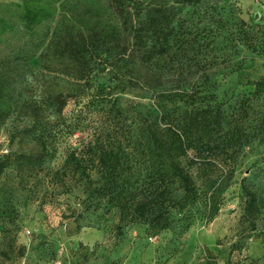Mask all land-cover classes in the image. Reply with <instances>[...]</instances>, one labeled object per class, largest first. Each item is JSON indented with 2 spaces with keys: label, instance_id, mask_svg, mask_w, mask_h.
Returning <instances> with one entry per match:
<instances>
[{
  "label": "rangeland",
  "instance_id": "obj_1",
  "mask_svg": "<svg viewBox=\"0 0 264 264\" xmlns=\"http://www.w3.org/2000/svg\"><path fill=\"white\" fill-rule=\"evenodd\" d=\"M85 1L57 5L39 49L72 38L87 52L85 80L47 72L35 57L22 71L16 105L0 127V156L41 157L35 166L18 170L12 164L0 174V264H264V214L254 232L240 223L242 186L264 194V0L166 3L170 34L167 40H154L165 52L157 58L155 72L175 82L195 63L224 64L209 81V100L193 105L173 99L179 91L173 83L129 80L111 55L68 32L71 16L102 17L91 13ZM5 2L20 0H0ZM123 2L131 31L127 44L134 48L137 38L149 37L161 9L144 0ZM56 96L64 101L62 107L50 101ZM207 105L220 110L222 121L219 133L208 140L218 145L215 163L234 169L210 223L195 217L185 232L174 223L148 237L143 224L120 221L118 210L92 191L101 184L97 174L89 185L67 163L71 154L86 158L87 147L107 140V132L124 149L135 151L145 122L178 129L188 113ZM201 158L190 151L182 160L196 185Z\"/></svg>",
  "mask_w": 264,
  "mask_h": 264
},
{
  "label": "trees",
  "instance_id": "obj_2",
  "mask_svg": "<svg viewBox=\"0 0 264 264\" xmlns=\"http://www.w3.org/2000/svg\"><path fill=\"white\" fill-rule=\"evenodd\" d=\"M64 1L0 3V127L16 105L15 90L22 71L35 57L41 60L42 68L47 72L85 80L83 71L87 66V52L72 38L69 42H50L46 49L39 52L54 24L57 5ZM123 1L86 0V8L102 17L71 16L67 19L68 32L87 39L93 50L100 49L111 55L125 76L137 84L151 82L161 86L173 83L179 88L171 95L174 100L192 105L209 100L206 97L210 94L209 81L217 77L219 66H224L223 63H195L183 79L175 82L155 72L156 60L165 52L161 42L154 40H167L170 34L168 15L163 10L166 3L195 5L202 0H144L154 9L161 10L152 22L153 30L149 37L146 40L136 37L134 48H129L127 44L131 31L124 17ZM169 93L172 94L171 91ZM50 101L60 107L64 105L59 96L51 97ZM221 125L220 110L207 105L188 113L178 129L172 126L159 129L154 123L145 122L142 124L139 148L135 151L124 149L118 137L107 132V140L102 142L97 139L87 147L86 158L71 154L67 163L89 185L93 184L92 174L99 176L101 184L92 191L105 198L109 208L118 210L120 221L143 224L148 237L159 236L174 223L182 224L181 231L185 232L195 217L206 223L213 221L220 211L224 194L231 186L233 167L229 164L218 167L215 163L218 145L208 141L212 135L219 133ZM190 151L203 157L197 168L199 185L182 163ZM40 160L38 155H2L0 174L12 164L20 170L24 166H35ZM190 162V165L197 166L194 161ZM242 192L245 200L240 223L246 231L254 232L264 214V194L246 185L242 186Z\"/></svg>",
  "mask_w": 264,
  "mask_h": 264
}]
</instances>
